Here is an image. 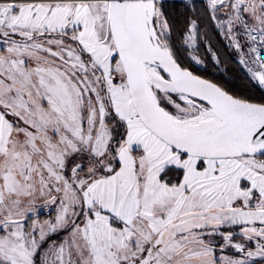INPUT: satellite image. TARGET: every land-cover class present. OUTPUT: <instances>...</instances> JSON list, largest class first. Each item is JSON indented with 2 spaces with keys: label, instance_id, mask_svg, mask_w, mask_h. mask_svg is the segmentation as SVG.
I'll return each mask as SVG.
<instances>
[{
  "label": "snow or ice",
  "instance_id": "1",
  "mask_svg": "<svg viewBox=\"0 0 264 264\" xmlns=\"http://www.w3.org/2000/svg\"><path fill=\"white\" fill-rule=\"evenodd\" d=\"M208 7L264 90V0ZM198 32L163 0H0V264H264V98L183 66Z\"/></svg>",
  "mask_w": 264,
  "mask_h": 264
},
{
  "label": "trees",
  "instance_id": "2",
  "mask_svg": "<svg viewBox=\"0 0 264 264\" xmlns=\"http://www.w3.org/2000/svg\"><path fill=\"white\" fill-rule=\"evenodd\" d=\"M163 10L177 31H183L189 19H195L199 25V39L205 40L219 59L220 66L211 57L208 49L202 46L198 56L205 68L198 67L188 56V50L177 49L179 62L195 74L216 82L236 95L248 96L259 100L264 92L256 86L245 70L237 63L236 54L229 48L211 17V9L205 2L193 1L185 3L179 0L163 1ZM219 18H223L218 14Z\"/></svg>",
  "mask_w": 264,
  "mask_h": 264
},
{
  "label": "rangeland",
  "instance_id": "3",
  "mask_svg": "<svg viewBox=\"0 0 264 264\" xmlns=\"http://www.w3.org/2000/svg\"><path fill=\"white\" fill-rule=\"evenodd\" d=\"M163 1H165V0H163ZM179 1H182V2H185V3H190V2H193V1H202V2H205L207 5H208V2L207 1H205V0H179ZM220 16H222L223 18L221 19V18H219V19H221V20H223V19H226V17L225 16H223V14H220ZM215 26H216V21H215ZM217 29H218V31L221 33V35H222V37L224 38V40H225V42L227 43V45L229 46V48L236 54V60H237V63L245 70V72H246V74L249 76V78H250V74L247 72V70L239 63V60H240V53L233 47V45H232V42H231V40H230V38L228 37V36H226L225 35V30L224 29H222V28H218L217 27ZM244 41L243 40H241V43H243ZM202 46H205L207 49H209L210 47H209V45H208V43L205 41V40H200L199 39V34L197 35V44H196V51H195V55H197L198 56V51H200V49L202 48ZM188 52H192V49H188ZM208 52L210 53V55H211V57L213 58V51L211 50V51H209L208 50ZM215 54V53H214ZM216 56V55H215ZM199 57V56H198ZM200 59V58H199ZM201 60V59H200ZM214 60V62L217 64V65H219L220 66V62L219 63H217L216 62V60L215 59H213ZM202 61V60H201ZM194 62V61H193ZM195 63V62H194ZM198 67H201V68H205V64H204V62H202V63H200V64H197V63H195ZM254 84H256L255 83V81H252ZM54 216H55V213L54 212H52L51 213V217L52 218H54ZM49 218V216L48 215H46V214H42L41 215V219H48ZM258 259V258H257Z\"/></svg>",
  "mask_w": 264,
  "mask_h": 264
},
{
  "label": "built area",
  "instance_id": "4",
  "mask_svg": "<svg viewBox=\"0 0 264 264\" xmlns=\"http://www.w3.org/2000/svg\"><path fill=\"white\" fill-rule=\"evenodd\" d=\"M205 1H207L208 2V0H205ZM259 88V87H258ZM260 90H262L261 88H259ZM262 92H264V90H262Z\"/></svg>",
  "mask_w": 264,
  "mask_h": 264
},
{
  "label": "water",
  "instance_id": "5",
  "mask_svg": "<svg viewBox=\"0 0 264 264\" xmlns=\"http://www.w3.org/2000/svg\"><path fill=\"white\" fill-rule=\"evenodd\" d=\"M204 78V77H203Z\"/></svg>",
  "mask_w": 264,
  "mask_h": 264
}]
</instances>
